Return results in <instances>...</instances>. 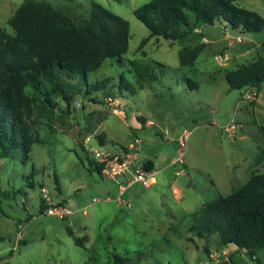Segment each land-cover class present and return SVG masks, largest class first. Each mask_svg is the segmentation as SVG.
<instances>
[{
	"label": "rangeland",
	"instance_id": "rangeland-1",
	"mask_svg": "<svg viewBox=\"0 0 264 264\" xmlns=\"http://www.w3.org/2000/svg\"><path fill=\"white\" fill-rule=\"evenodd\" d=\"M25 1L0 0L5 33L14 36L9 21ZM37 1L55 9L54 27L66 30L83 25L94 3L103 6L129 22V50L89 73L83 84L60 72V82L45 81L37 94L26 89L34 101L23 110V120L36 144L27 162L0 159V264H113L114 255L129 264H222L207 251L217 255L224 247L219 235L200 238L190 228L206 203L244 184L248 165L264 171L252 161L257 147L264 150V129L247 114V95L230 91L225 77L264 56V30L244 37L254 46L251 54L232 58V50L242 45L236 42L230 60L221 61L223 49L239 37L223 22L204 25L190 15L186 37L173 43L150 37L134 15L152 0ZM235 2L264 18V0ZM132 62L145 65L155 80L141 86ZM187 78L199 88L192 89ZM104 81L112 95L103 87L87 95L86 84ZM232 126L235 131H227ZM88 135L90 146L109 153L138 139L139 162H154L157 182L150 188L137 184L121 196L117 182L90 165L83 146ZM46 197L73 209L72 219L41 214ZM258 254L264 262V249ZM237 263L253 264V259L242 254Z\"/></svg>",
	"mask_w": 264,
	"mask_h": 264
},
{
	"label": "trees",
	"instance_id": "trees-1",
	"mask_svg": "<svg viewBox=\"0 0 264 264\" xmlns=\"http://www.w3.org/2000/svg\"><path fill=\"white\" fill-rule=\"evenodd\" d=\"M92 10L91 17L83 25L66 30L54 27L58 13L50 5L26 0L9 21L14 36L0 29V159L21 158L27 162L36 144L30 139L23 120V110L29 109L34 101L28 97L27 88L37 94L45 86V81L60 82V72L79 77L83 84L87 75L97 72L108 59L122 58L128 53L129 22L96 3ZM134 15L149 29L150 37L173 43L186 37L185 28L191 26L190 15L198 23L213 26L216 22H223L226 27L242 34L264 30V18L238 6L235 0H152L139 7ZM183 57L181 53V61ZM131 64L141 86L149 79L155 80L153 75L146 73L148 68L145 65ZM225 77L230 91L260 88L264 83V56L228 70ZM186 80L192 89L199 88L191 79ZM86 87L87 95L102 87L107 95H112L106 81L95 86L86 84ZM48 102L52 103L50 99ZM98 138L104 146L102 138ZM255 163L264 167V150ZM90 165L100 174L101 168L91 159ZM144 169L153 172L154 162H144ZM56 184L59 186L57 178ZM46 208V200H43L40 213L43 214ZM67 229L76 244L85 248L82 240L75 238L70 228ZM190 231L200 238L218 234L220 245H235L238 251H244L256 260L264 249V171L252 173L248 181L231 195L206 203L195 214ZM128 262L119 255L113 257V264ZM229 264L237 262L232 257Z\"/></svg>",
	"mask_w": 264,
	"mask_h": 264
},
{
	"label": "built area",
	"instance_id": "built-area-1",
	"mask_svg": "<svg viewBox=\"0 0 264 264\" xmlns=\"http://www.w3.org/2000/svg\"><path fill=\"white\" fill-rule=\"evenodd\" d=\"M236 42H242V39L238 37L234 39L230 44L233 47ZM229 54L225 53L220 55L218 59L225 61L229 59ZM246 101H254L257 97V93L252 92L245 93ZM227 131L234 132V126L227 129ZM92 138L90 135L86 136L84 139V149L87 154L91 156L93 163L101 168L100 176L104 179L112 180L117 182L119 186V191L121 196H123L129 189L137 184H141L145 188H150L156 183L152 179H155L153 172L144 169V163L139 162V140H134L126 149H122L119 153H109L100 148H95L90 146ZM98 142V140H97ZM184 147V144H181ZM46 200V213L51 217H56L61 221L69 220L74 215V210L66 205H62L61 202H51L48 197ZM97 202V199H94ZM84 214V212H83ZM253 264H264V262H259L257 259L253 260Z\"/></svg>",
	"mask_w": 264,
	"mask_h": 264
},
{
	"label": "crops",
	"instance_id": "crops-1",
	"mask_svg": "<svg viewBox=\"0 0 264 264\" xmlns=\"http://www.w3.org/2000/svg\"><path fill=\"white\" fill-rule=\"evenodd\" d=\"M224 26H226V24H224ZM225 30L227 31V27H225ZM233 32L235 34H238L239 37L242 39V42H240L242 45L241 46H236L233 50H232V58H234V56H238V57H244V56H247L249 54H251L255 49H254V46H252V42H246L244 43V37L247 35V34H242L241 32L239 31H234ZM223 36L225 38H229V35H228V32H225L223 34ZM261 48H264V44H262V46H260ZM230 46L228 48H224L223 50V55L224 53H228L230 52ZM232 49V48H231ZM230 55V54H229ZM260 57V55L257 57V58H253V60H257L258 58ZM231 56H229V60H230ZM226 74V73H225ZM253 91L255 93H257V97L254 101H244L246 102L247 104V107H246V112L247 114H250L252 116H254V122L257 124V123H260V127L262 129H264V83L262 84V86L260 88H256V87H248L244 90H242V92L245 94L247 91ZM254 102V103H253ZM258 117V118H257ZM257 121V122H256ZM150 121L148 120L147 123H149ZM151 123V122H150ZM260 130V129H259ZM261 132V131H260ZM120 151L122 150V148H120ZM260 150L261 148L260 147H257V152L256 154L258 155V153H260ZM119 151V152H120ZM118 152V153H119ZM257 155L254 156V159L252 160L253 163L255 161V158L257 157ZM252 163V162H251ZM252 163V164H253ZM253 170H255L254 168L253 169H250V166L248 165V168L244 171L243 174H247V172L249 173L244 184L248 181V179L250 178L252 172H254ZM238 174V173H237ZM239 176V174H238ZM155 178V177H154ZM156 180V179H155ZM155 180H152L155 181ZM157 182V181H156ZM243 184V185H244ZM129 191V190H128ZM128 191L123 195L125 196L126 194H128ZM72 219V218H71ZM207 251L209 252V258L211 260H215L217 262H221L222 264H229V259L230 258H234V260L237 262V258L239 256H241L242 254H245L244 251H238V248L237 246L235 245H228V246H224L223 248H221L219 250V253L217 255H214L212 254V252H210V250L207 249ZM238 255V256H237ZM246 255V254H245ZM220 259L219 261L217 259ZM257 260L261 261V259L259 258V254H258V257H257ZM214 261V262H215ZM217 264V263H215ZM237 264H240V263H237Z\"/></svg>",
	"mask_w": 264,
	"mask_h": 264
},
{
	"label": "bare ground",
	"instance_id": "bare-ground-1",
	"mask_svg": "<svg viewBox=\"0 0 264 264\" xmlns=\"http://www.w3.org/2000/svg\"><path fill=\"white\" fill-rule=\"evenodd\" d=\"M152 180H155V179H152ZM155 182V181H154Z\"/></svg>",
	"mask_w": 264,
	"mask_h": 264
}]
</instances>
